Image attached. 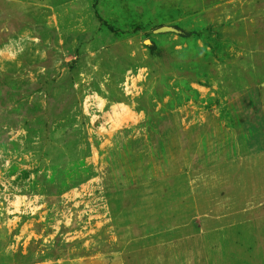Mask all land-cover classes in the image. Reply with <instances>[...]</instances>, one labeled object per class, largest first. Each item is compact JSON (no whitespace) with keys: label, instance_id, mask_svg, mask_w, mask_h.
I'll list each match as a JSON object with an SVG mask.
<instances>
[{"label":"rangeland","instance_id":"rangeland-1","mask_svg":"<svg viewBox=\"0 0 264 264\" xmlns=\"http://www.w3.org/2000/svg\"><path fill=\"white\" fill-rule=\"evenodd\" d=\"M53 2H0V264H184L204 230L186 256L264 264V0Z\"/></svg>","mask_w":264,"mask_h":264},{"label":"crops","instance_id":"crops-1","mask_svg":"<svg viewBox=\"0 0 264 264\" xmlns=\"http://www.w3.org/2000/svg\"><path fill=\"white\" fill-rule=\"evenodd\" d=\"M0 2L11 3L13 7L17 8V9H14V11L17 12L18 10L20 13L24 12L22 11L23 7L27 6L25 3L34 2L36 4L35 9H34L36 12V18H35L36 25L37 27L40 26L42 30H44V27H45V14L44 13L46 11V8H45L46 5L48 6V12H51L53 15L54 22L55 20H60V17H61L62 7L60 5L55 4L53 0H0ZM22 2H25L24 5H22ZM203 232L197 235H193L189 237L186 236V237H182V238L174 240V243L176 244V249L179 250V254L177 258L179 260L183 259V261L181 262H184V264H199L200 262H202L201 264H213V261L211 258H209L208 260L204 262L203 261L204 259H202L199 255L196 254L197 249H199L198 247H196V243L199 242V238L203 237V234H206L205 230ZM190 242L195 243V247L197 249L196 248L192 250L189 249L188 256H186L187 249L185 248H187L186 245H189Z\"/></svg>","mask_w":264,"mask_h":264},{"label":"water","instance_id":"water-1","mask_svg":"<svg viewBox=\"0 0 264 264\" xmlns=\"http://www.w3.org/2000/svg\"><path fill=\"white\" fill-rule=\"evenodd\" d=\"M170 31H177V28L169 25H163L155 29V32L163 33V32H170Z\"/></svg>","mask_w":264,"mask_h":264},{"label":"trees","instance_id":"trees-1","mask_svg":"<svg viewBox=\"0 0 264 264\" xmlns=\"http://www.w3.org/2000/svg\"><path fill=\"white\" fill-rule=\"evenodd\" d=\"M150 48H151L152 53H154V50H155L154 45H152Z\"/></svg>","mask_w":264,"mask_h":264}]
</instances>
